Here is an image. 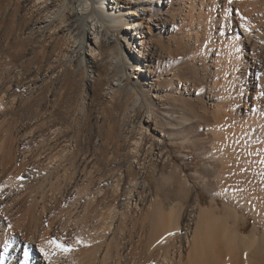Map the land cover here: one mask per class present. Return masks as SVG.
Segmentation results:
<instances>
[{"label":"rangeland","instance_id":"rangeland-1","mask_svg":"<svg viewBox=\"0 0 264 264\" xmlns=\"http://www.w3.org/2000/svg\"><path fill=\"white\" fill-rule=\"evenodd\" d=\"M95 1L81 0L75 5L81 9L82 2L87 3V31L100 26L99 38L87 35L82 40L85 71L78 69L76 53L70 56L66 45L52 50L46 43L43 49L40 43L49 36L43 25H37L40 30L32 35L24 24L21 31L5 36L6 25L0 23V86L8 75L12 77L10 87H5L9 91L21 73L42 79L33 91L19 84L11 91L14 95L0 93V160L5 158L0 165V216L10 225L19 204L36 196L39 203L49 206L62 187L73 186L70 198H64L53 218V224L68 230L61 243L74 245L70 259L89 248L88 259L83 256L87 262L91 258L89 264H115L118 259L119 264H263L264 131L253 130L247 146H239L221 139L212 121L202 123V118L209 121L212 117L216 102L210 92L218 93L222 86L221 64L230 54L240 51L250 62L246 100L256 101V88L259 93L264 90V0H232L231 4L228 0H149L136 5L116 0L117 13L132 5L137 10L130 17L118 14L123 27L93 21L90 15L98 11ZM111 1L104 0V6ZM111 16L107 15L108 20ZM128 18L139 22L137 39L130 44L127 38L133 32L124 29ZM240 22L247 24L248 35L241 31ZM108 37L117 47L102 53L100 39ZM15 39L24 42L17 61L21 48L15 46ZM92 48L97 50L92 53ZM43 50L46 59H40ZM94 64L100 66L98 75L89 68ZM117 68L123 69L124 78L115 74ZM214 77L217 85L212 90ZM67 82H77L78 89H66ZM240 82L236 76L235 85ZM128 84L138 95L129 96ZM43 86L47 87L45 99L40 100L36 91ZM58 98L61 116L55 121L57 131L70 139L66 144L62 139L55 141L52 131L44 139L40 136L41 119L56 108ZM133 100L135 108L128 109ZM247 107L240 108L242 114L253 109L250 103ZM138 108L144 109L141 131L130 124ZM52 121L47 120L48 126ZM112 123L118 133L124 127L114 142L106 134ZM81 125L85 129L77 139ZM78 144L87 155L68 163ZM62 147L66 152L61 153ZM100 149L107 150L106 154L96 155ZM77 239L86 247L77 245ZM8 245L4 243L0 252ZM107 246L122 257L106 258ZM33 251L40 255L34 244ZM15 264H20V258Z\"/></svg>","mask_w":264,"mask_h":264},{"label":"bare ground","instance_id":"bare-ground-1","mask_svg":"<svg viewBox=\"0 0 264 264\" xmlns=\"http://www.w3.org/2000/svg\"><path fill=\"white\" fill-rule=\"evenodd\" d=\"M79 1H81V0H0V15H1L0 23L6 25V32L4 31V33L6 34L5 36L14 35L18 31H21L22 29L25 28V27L21 28L22 25H24V24L27 25L26 26L27 28L30 27V28H28V30H29L28 35H32V34L37 33L38 30H40V29H37L38 28V27H36L37 25H43L42 28L46 29L45 33H49L48 38L43 40L44 43H40V44H43L42 45L43 49L45 50L46 45H44V44H46V43L49 44V47H51L52 50H55L62 45H66L67 47H69V48H66V50L69 51L67 53L70 56H73L74 53H76V55H75L77 57L76 65H77L78 69L85 71V68L82 67V64L85 63L84 56H83V54H85V45H83L82 40H84L85 36H87V35L88 36L93 35L94 39L99 38V33H98L99 30L98 29L100 28V26H99V28L97 26L94 27L96 29H94V31L92 33H90V30H92L91 28H89V31H87L85 29L86 28L85 20H86V18H88L87 13H86V11L88 10V6H87V3L82 2L81 9H78L77 7H75V5ZM126 1L129 2L128 4H133V5L142 4V3L145 4L147 2L149 3V0H139V3L137 2V0H126ZM185 1H186V3H189V2H194L195 0H185ZM85 2H86V0H85ZM94 3L98 5V11L94 10V12L91 13L90 17H93V21H95L96 23H101V24L103 23L102 21H108L112 25L117 24V25L122 26L123 24H121V22L118 18V16H119L118 14L121 13L124 16L128 15V17H130L131 15H135L136 14L135 12L137 11L136 9H134V7L132 5V6H129L126 11L118 10V13H117V8H120V7H119L116 0H112L111 3L108 2L107 6H104V0H96ZM22 12L24 13V15H21ZM110 14H113V16H111L110 19L108 20L107 15H110ZM128 19H129L128 24H127L128 26L124 27V29H126V31H127L130 28V33L133 32L129 36V38H127V44H130L134 40L137 39V36L139 34V29H138L139 22H136L133 18H128ZM239 25H240L241 31L245 35H248L249 29L247 28V24L246 23L242 24L240 22ZM246 28L248 29L247 31L245 30ZM41 33H43V31L40 32V34H38L39 37H41L40 36ZM128 34H129V31L124 33V36L126 37ZM132 35H134V36H132ZM103 36L105 37V35H103ZM15 40H16L15 46H19V48H21V50H19L18 55L14 59L17 61L22 56V45L24 44V42L22 40H19V39H15ZM112 43H113V41H111L109 37L107 38V40L100 39L98 49H100L102 51V53H105V50L109 49V48L116 49L117 44L112 46ZM131 49L132 48H130L129 51H131ZM44 50L40 54V56H41L40 59L41 58L42 59L47 58V54H46V52H44ZM96 50H97V48H92L90 51L93 53ZM253 51L254 50H252V52L250 54V61H252L254 59L253 56H255V55H253ZM140 53H142V55L144 54L143 52H140ZM151 55H153V52H150L149 56H151ZM132 59H133V57L132 58L129 57V59H128L131 64H133ZM150 61H151V59H150ZM85 67L87 68V64ZM145 67H146L145 71L146 72L149 71V74H151L150 70L147 69L148 65H145ZM249 67H251L249 60L245 59L243 57L242 53H240V51H238V53L235 52L233 54H230L226 57V59H224V61L221 64V70H220V72L222 73L221 75L223 76L222 84H221L222 86L219 87L218 93L212 92V91L210 92L212 95L211 96L212 102H216V105H214V107L211 110L212 111V117L209 119V121L206 119V117L202 118L203 119L202 123L210 124L212 121V124H211L212 128L214 131H216L218 133V135L221 136V139H223L226 142H230V143L232 142L235 145H239V146H247V144L249 142L248 141L249 136L253 133V130L258 129L260 131H264V96H261L260 93L258 92V89L256 88L255 94H257V96H258L257 100L256 101L252 100L251 102H248L246 100V98L248 97V95H247V93H248L247 75L249 72L248 71ZM89 68L92 70L91 73H94L97 75L101 73L100 66L97 64H94V65L90 66ZM115 74L119 75L118 76L119 79H122L120 77L124 78V76L126 75L125 72H123V69H121V68H117V70L115 71ZM19 75L21 76V79L20 80L17 78L15 79V82H14V84L16 86L15 88H17V86L19 84L21 86L27 85L28 90L33 91V89L37 86V84L39 82H41V80H42V79L40 80L38 77L35 79L29 78V75L25 76L24 73H21ZM236 76L241 78L242 82H240V86L235 85V77ZM119 79H117V81L121 82V80H119ZM11 80H12V77H10V75H8V77H6V79L4 80L2 85L0 86V93L5 92V94H7V91H8V94H9V92H11L13 89H15L14 86H13V89L11 91H9V89H7V88L5 89L6 85H8V87H10ZM68 82L66 83V86H65L66 89H68L69 86H72V87L75 86L74 88L77 87L76 86L77 82H74L75 84H73V83L69 84ZM144 84H147V83H144ZM56 85H57V83H56ZM128 85H130V84H128ZM216 85H217V78L214 77V82L212 84V90H214L213 88H215ZM130 87L132 89L128 90L129 96H132L135 93L137 94L136 88L134 86H131V85H130ZM121 88L125 89L124 85H122ZM139 88H140V86H139ZM46 89H47L46 86L37 88L36 92H38V96H40V100L45 99ZM77 89L78 88H76L75 90H77ZM124 89H122L121 91H123ZM94 91H95V88H93V93H94ZM262 91H264V90H262ZM12 93L13 92H11V95H14ZM54 93H56V92H53L52 95ZM216 93L218 94L217 97H216V95H217ZM57 95L59 96V94H57ZM54 96H55V94H54ZM61 96H59V97H61ZM7 98H9V96H7ZM11 98H13V97L11 96ZM61 98H58L56 100V103H55L56 108H54L51 111V114L49 116L44 117V115H43V117L41 119V123H42L41 131L42 132H41L40 136H41V138L44 139V137H46L47 134L50 135V132L52 131L53 134H55L54 136L56 137L55 141L62 139V141H63L62 143L66 144V143H70V139L68 138V136L66 134H64L65 132L63 133L62 131H57V129L59 128V123L55 121L56 119L60 118V116H61V110L59 108H57L58 102L60 101ZM90 100H91L90 105L94 106V104H92V103H94V99L90 98ZM8 101H9V99H8ZM138 102H139V100H138ZM7 103H9V102H7ZM131 103H132V106L127 105V108L128 107L135 108L133 106L135 104V100H133ZM249 103L252 104L253 109L250 110L249 113H247V111L245 110L244 114H242L240 111V108L241 107H243V108L247 107ZM98 105L100 106V103L97 104V106ZM139 108L137 109L138 112L136 111L134 120L130 121V124H135V130H137V131H141L142 129H144V126L142 125V118L144 116V109L139 110ZM104 111L106 112V109H104ZM105 112L103 114H105ZM133 112H135V109L133 110ZM49 118L50 119L53 118L52 124L50 126H48V122H47V120ZM148 118H149V115H148ZM112 120H113V117H111L110 121H112ZM130 124H129V126H130ZM78 129H79V131H78L77 139L80 137V135L84 131L85 126L81 125L80 128H78ZM122 129H124V127L121 128L120 133H118V131H117L118 127L115 123L108 125V130H107L106 134H107V137L110 139V142H114V140L116 138H119V136L122 135L121 134ZM78 143H79V141H78ZM0 146H2V145H0ZM83 149H82V147L79 148V144L76 146V149L73 148L72 152H70V156L67 159V162L71 163L72 160L77 159L80 156V154H81V156L85 157L87 155L86 154L87 151H85L84 147H83ZM61 150H62L61 153H64V152H66L67 149H66V147H62ZM159 150L161 151V149H159ZM250 150H253V149H250ZM106 151L107 150L100 149L98 151V153L96 152L97 153L96 155H104V154H106ZM260 151H261V149H260ZM94 155H95V153H94ZM4 160H5V158L3 159V161L0 160L1 161L0 165L1 164L3 165ZM6 163H7V160H6ZM14 168H16V167L14 166ZM22 169H23V167H22ZM4 170H6V169H4ZM12 170H13V168H12ZM0 173H2V172H0ZM29 175L30 174H28V176ZM28 176H27V178H28ZM30 176H32V175H30ZM29 179L31 180V178H29ZM29 179H27V180H29ZM12 180H13V178H12ZM19 180L21 181V179H18V181ZM5 183H7V181H5ZM13 184L14 183L12 182V185ZM14 185H16V184H14ZM6 187H8V185ZM72 187H71V189H72ZM20 188H21V186H20ZM115 188L118 189V184L116 185ZM71 189H69V186L62 187L61 191L58 193L59 196L53 198L54 199L53 203L50 204L49 206L46 204H43V203H39V201L35 198L36 196L32 200L25 201L22 205L19 204L20 206H18V208H17L18 209V215L17 214L12 215L13 218L15 217L14 218L15 220L12 219V222L10 225H7L5 223L3 217L0 216V248L4 243L6 244L9 242L8 247H6L5 249H2V251L0 252V264H15V262L19 261V258H20V264H31V263L32 264H67V262H69L71 259H72L71 261H74V259L78 260V261H76V262H78V264H86V263L89 264V261L91 258L88 260V262L84 258L85 255H86V258L88 257L89 254L87 255L86 253L89 251V248L88 249L85 248L84 250H82L83 252L85 250H87V252H85V254L84 253L81 254V250H79L80 251L79 256L82 255L81 259L78 258L79 253L76 250H75V252H77L78 254L77 255L73 254V255H75V257L77 256V258L73 257L74 258L73 259L71 257V259H70L68 253L66 256L61 257L62 253L60 254L59 250L56 249L55 245L50 243V241H52V240H56V241L58 240L59 242H63V241H65L66 236H68V230L65 229V227H63L64 225L61 224V226H60L59 224H53L54 223L53 218H54V216L56 217L59 214V213H57L58 212L57 207L61 204V202L64 200V198L67 197V200L70 198ZM22 191H24V190H22ZM130 193H131V191L127 192L126 195H129ZM1 194L2 193L0 192V198L3 197V195H1ZM4 194H5V192H4ZM68 194H70V195L68 196ZM9 195H11V194H9ZM15 195H17V194H15ZM11 212H14V211H10V213ZM65 213H66V211H65ZM61 215H59V216H61ZM212 217H214V216H212ZM45 218L47 220H45ZM214 219H215V217H214ZM63 221H65V220L63 219ZM222 222H224V221H222ZM56 226H57V228H56ZM17 229L18 230L20 229V231H17ZM36 231H37V233H36ZM59 231H61V232H59ZM209 232H210V230H209ZM226 232H227V230H226ZM59 233H62V234H59ZM216 235H218V234H216ZM12 236H14L13 239H12ZM33 244L36 245L37 250L39 251L40 255L37 254V251L36 252L33 251ZM82 244H84V243H82ZM30 246H32V248H29ZM84 246L86 247L85 244H84ZM128 247H130V245ZM42 248L49 253L50 259H46L44 257L43 253L41 252ZM90 249H91V247H90ZM94 249H95V247H94ZM105 250L109 251L108 252L109 256L107 255L108 257H106V258H109L111 256L112 257L113 256L118 257V258L120 256L122 257V255L118 256L120 253L117 252L118 250L115 251L116 249L114 250L115 252H111V247L109 250V248L107 246V248ZM124 250L126 252L127 248H125ZM130 250H132V249H130ZM72 252H70V253H72ZM90 254H91V251H90ZM12 255H13V257H12ZM131 256L132 255H130V257ZM127 257H128V255H127ZM68 258H69V260H68ZM217 259H219V258H217ZM102 260H104V259H102ZM205 260H206V258H205ZM71 261L69 262V264L70 263L75 264ZM120 261L121 260L118 259L117 263L115 261V264H119ZM92 263H90V264H92ZM199 263H201V262H199ZM260 264H262V263H260Z\"/></svg>","mask_w":264,"mask_h":264},{"label":"snow or ice","instance_id":"snow-or-ice-1","mask_svg":"<svg viewBox=\"0 0 264 264\" xmlns=\"http://www.w3.org/2000/svg\"><path fill=\"white\" fill-rule=\"evenodd\" d=\"M228 3L231 4L232 3V0H228ZM241 19L243 20L244 17H241ZM246 31L248 30L247 28L245 29ZM257 79H259V74L257 75ZM261 96H264V91H262L260 93ZM171 234V233H170ZM50 243L54 244L56 249H58L61 253H64V254H67V253H70L71 251H73L74 249V245L72 244H68V245H65L61 242H58L56 240H52L50 241ZM77 244H80L82 243V241H80L79 239H77L76 241ZM41 252L43 253L44 257L46 259H50V255L47 251H45L43 248L41 249ZM26 255V254H25Z\"/></svg>","mask_w":264,"mask_h":264}]
</instances>
